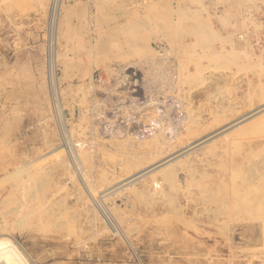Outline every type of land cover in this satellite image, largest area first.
I'll return each mask as SVG.
<instances>
[{
	"label": "rangeland",
	"instance_id": "obj_1",
	"mask_svg": "<svg viewBox=\"0 0 264 264\" xmlns=\"http://www.w3.org/2000/svg\"><path fill=\"white\" fill-rule=\"evenodd\" d=\"M63 1L61 13L69 16H64L66 22L55 41L59 61L54 86L50 78L49 22L54 2L0 0V227L7 229L5 237L12 240V248L18 245L19 264H138L137 260L140 264H264V226L259 214L223 212L226 204L211 199L219 183L232 181L230 169H222L221 164L231 161L236 143L247 149L248 142L253 146L264 142V134L234 135L238 127L250 125L262 113L232 126L238 117L259 105L247 85L248 80L255 85L260 78L264 88V76L252 73L259 64L255 61L257 66L252 65L244 51L237 55L242 66L225 64L212 55L215 50L233 47V41L223 40L225 36L242 34L249 36L248 48L264 55V0ZM175 24L179 32L170 29ZM123 26L126 28L121 29ZM199 28H204L209 37L204 45L195 46ZM179 42L187 48L179 47ZM197 66L200 73L192 81L185 80L187 73L195 75ZM84 68L86 72H80ZM177 75L180 79L176 89L173 84L178 82ZM206 90L207 97L203 94ZM186 116L198 118L195 135L184 133ZM159 132L165 145L161 144V154L154 160L174 152L168 163L175 165L179 160L186 164L184 168L175 166V190L161 184L172 199L167 194L149 193L159 192L150 174L108 194L129 180L119 185L121 179L138 171L123 172V159L149 153L150 148L137 143L143 144ZM194 142L197 145L191 148ZM117 143L131 148L113 149ZM83 153H90V163L83 162ZM262 153L264 148L255 160ZM101 173L106 183H99ZM259 181L255 178V184ZM142 190L148 197L136 200ZM210 192L213 194L208 195Z\"/></svg>",
	"mask_w": 264,
	"mask_h": 264
},
{
	"label": "bare ground",
	"instance_id": "obj_2",
	"mask_svg": "<svg viewBox=\"0 0 264 264\" xmlns=\"http://www.w3.org/2000/svg\"><path fill=\"white\" fill-rule=\"evenodd\" d=\"M54 3H52V7H50L51 9H50V25H51V32H50V39L52 40V64H51V66H50V78L53 80V82H51L52 84L54 83L55 84V75H56V73H55V70H56V62H58L59 60H58V58H59V54L56 52V48H55V41L57 40V37H58V34H59V32H60V29H61V26L62 25H64L65 24V22H66V17H64L66 14L69 16V14L68 13H66L64 16L62 15V13H61V10H62V8H63V0H52ZM165 2V1H164ZM179 3V2H178ZM160 6V5H159ZM176 6V5H175ZM204 7V6H203ZM254 7V6H253ZM200 8V7H199ZM250 8V7H249ZM205 9V8H204ZM171 10V9H170ZM166 11V10H165ZM246 11H249V9L248 8H246ZM206 12V11H205ZM264 12V11H263ZM65 13V12H64ZM89 13V12H88ZM207 13H208V11H207ZM90 14V13H89ZM153 14V13H152ZM247 14V13H246ZM251 14V13H250ZM259 14V13H258ZM82 15V14H81ZM261 15V14H260ZM67 16V17H68ZM90 16V15H89ZM88 16V17H89ZM93 16V15H92ZM163 16V15H162ZM157 17V16H156ZM158 17H159V15H158ZM164 17V16H163ZM171 17V16H170ZM166 18V17H165ZM197 18V17H196ZM195 18V19H196ZM161 20V19H160ZM168 20V19H167ZM257 20V19H256ZM163 21H164V19H163ZM170 21V20H169ZM168 22V21H167ZM252 22H253V20H252ZM135 23V22H134ZM139 23V22H138ZM141 23V22H140ZM163 23V22H162ZM201 23V22H200ZM204 23V22H203ZM136 24V23H135ZM134 24V25H135ZM173 24V23H172ZM194 24V23H193ZM252 24V23H251ZM90 25V24H89ZM130 25V24H129ZM137 25V24H136ZM196 25V24H195ZM194 25V26H195ZM203 25H205V24H203ZM245 25V24H244ZM252 25H255V29H256V27H257V25L256 24H254V22H253V24ZM72 26V25H71ZM82 26V25H81ZM138 26H140L139 24H138ZM178 24H175V26H174V28H170V29H174L173 31L175 32V31H177V32H179V30H178ZM206 26V25H205ZM248 26V25H247ZM125 26H123L121 29H123ZM130 27H131V25H130ZM129 27V28H130ZM159 27H161V26H159ZM64 28V27H63ZM69 28V27H68ZM126 28V27H125ZM127 28H128V26H127ZM132 28H133V26H132ZM190 28V27H189ZM70 29V28H69ZM72 29V28H71ZM71 29H70V31H71ZM74 29H75V27H74ZM168 29V28H167ZM188 29V28H187ZM263 29V28H262ZM65 30V29H64ZM134 30V29H133ZM169 30V29H168ZM191 30V29H190ZM201 30H203V31H201ZM73 32H74V30H72ZM77 31V30H76ZM134 31H136V30H134ZM182 31V30H181ZM197 31V30H196ZM248 31V30H247ZM247 31H246V33H247ZM258 31V30H257ZM262 31V30H261ZM195 32V31H194ZM198 32V34H197V42L195 43V46L197 45V46H201V45H204V41L207 39V37H209L208 36V34H206V33H208L204 28H199V30L197 31ZM75 33V32H74ZM74 33H72L73 35H74ZM79 33V32H78ZM130 33H132V31H130L129 32V34ZM191 33H192V31H191ZM71 33H70V35H72ZM80 34V33H79ZM119 34V33H118ZM160 34H161V36L163 37V38H168L166 35V33L164 32H160ZM75 35H77V33H75ZM176 35H178V33L176 34ZM80 36V35H79ZM136 36H138L137 34H136ZM174 36V35H173ZM70 37V36H69ZM215 37H216V35H215ZM214 37V38H215ZM219 37V36H218ZM234 37V38H233ZM249 36H247L246 34H242V35H231V36H229V37H224L223 38V40L225 41V42H230V40L231 41H233V47L231 48V49H229V50H227V49H225V48H222V49H220V50H215V52L212 54V53H210V54H212L213 55V57L215 58V59H217L218 61L220 60L221 62H223V63H225V64H227V63H230V64H234L235 66H242V64L243 63H241L240 62V60H239V58H238V53L240 52V51H244V52H246V54H248V56H249V58H250V61L251 62H253L252 63V65H254V66H257V65H255V61L257 62V64H259V66H257L258 67V70L257 71H252V73L254 74V76H255V74H257L258 75V77H260V76H264V55H262V54H260V55H256L255 53H254V51L253 50H251L250 48H248V42H249V38H248ZM71 38V37H70ZM74 38V37H73ZM213 38V39H214ZM217 38V37H216ZM75 39H76V37H75ZM83 39V38H82ZM176 39H177V36H176V38H175V41H176ZM179 39V38H178ZM68 39H66V41H67ZM131 40H133V39H131ZM139 40V39H138ZM174 40V39H173ZM71 41V40H70ZM258 41V40H257ZM73 43V42H72ZM130 43L133 45V42H131L130 41ZM193 43V42H192ZM231 43V42H230ZM90 43H88V45H89ZM93 44V43H92ZM124 44V43H123ZM173 45H174V43H172ZM228 44V43H227ZM170 45V44H169ZM194 45V44H193ZM74 46V45H73ZM72 46V47H73ZM95 46V45H94ZM98 46V45H97ZM100 46V45H99ZM98 46V47H99ZM103 46H104V44H103ZM178 46L179 47H181V48H183V49H185V48H187V45L186 44H184V43H182V42H179L178 43ZM255 46V45H254ZM83 47H85V46H83ZM87 47H89V49L91 48V46H87ZM194 46H190L189 48H193ZM223 47V46H222ZM102 47H100L99 49H101ZM170 48V47H169ZM221 48V47H220ZM78 49V48H77ZM76 49V50H77ZM173 49V48H172ZM79 50V49H78ZM77 50V51H78ZM104 50H105V48H104ZM104 50L102 51V52H104ZM171 51V50H170ZM170 51H168V52H170ZM87 52V51H86ZM90 52V51H89ZM80 53V52H79ZM166 53V52H165ZM76 54V53H75ZM77 54H78V52H77ZM82 54H84V53H82ZM90 54V53H89ZM79 55V54H78ZM168 55V54H167ZM62 56V55H61ZM90 56V55H89ZM171 56V55H170ZM210 56V55H209ZM64 58V57H63ZM77 58V57H76ZM85 58H87V56L85 57ZM89 58V57H88ZM211 58V57H210ZM209 58V59H210ZM128 59V58H127ZM192 59V58H191ZM246 59V58H245ZM58 60V61H57ZM84 60V59H83ZM167 60V59H166ZM210 60H213V59H210ZM65 61V60H64ZM78 61V60H77ZM215 61V60H214ZM67 62V61H66ZM209 62V61H208ZM213 62V61H212ZM217 62V61H216ZM74 63V62H73ZM78 63V62H77ZM76 63V64H77ZM218 63V62H217ZM78 65V64H77ZM81 66V65H80ZM213 66H215V65H213ZM83 67V66H82ZM227 67V66H226ZM209 68H210V66H209ZM249 68V67H248ZM254 68H256V67H254ZM86 68H84V69H80V72H83V73H85L86 72V70H85ZM172 69V68H171ZM202 69V68H201ZM74 70V69H73ZM178 70V69H177ZM180 70V69H179ZM179 70H178V74H179ZM244 70V69H243ZM172 71V70H171ZM236 72L238 71V70H235ZM248 71V70H247ZM202 72V71H201ZM263 74V75H261V73ZM175 73V72H174ZM182 73V72H181ZM198 73H200V69H198V66H197V69L195 70V75H193V73L191 72V73H187L186 75H184V78H185V80H188V81H192V79H193V77H196L197 76V74ZM66 74V73H65ZM89 75H90V77H93L92 76V74H91V72L89 73ZM170 76V75H169ZM173 76V75H172ZM246 76V75H245ZM181 77H182V75H181ZM256 77V76H255ZM254 77V78H255ZM49 78V77H48ZM49 78V79H50ZM172 78H174V77H171V79ZM175 78H176V80H178V82L177 83H175L174 81V84H173V87L174 88H178L177 87V85L179 86V79H180V77H179V75H177V77L175 76ZM174 78V79H175ZM240 78H241V76H240ZM246 78V77H245ZM170 79V80H171ZM173 79V80H174ZM218 80V79H217ZM50 81V80H49ZM247 82V81H246ZM254 82V81H253ZM50 83V82H49ZM170 83V82H169ZM171 83H172V81H171ZM53 84V85H54ZM247 85L250 87V91L253 93L254 92V95L255 96H253V98L254 97H256V99H259V105L256 107V108H253L250 112H248V113H246V114H244V115H242V116H240V117H238L236 120V122L232 125V126H234V125H237L238 123H241V122H244V121H246V120H248V119H253L252 117H254V116H256V115H258V114H260V113H262V117L261 118H259V119H254L255 121H253L252 123H250V125H248V126H243L242 128H241V126L240 127H238V131L234 134L235 136H237V135H245V136H248V135H260V134H264V88H262L261 86H262V81H261V79L260 78H258L257 79V81H256V84L255 85H252V82H250L249 80H248V83H247ZM55 86V85H54ZM170 86V85H169ZM210 86V85H209ZM208 87V86H207ZM56 88V87H55ZM171 88V87H170ZM209 89H211V88H209ZM226 89V88H225ZM207 90L203 93L204 95L205 94H207ZM212 92V91H211ZM55 93V92H54ZM212 94V93H211ZM209 95V94H208ZM203 96V95H202ZM206 97H207V95H205ZM204 97V96H203ZM215 97V96H214ZM250 100V99H249ZM181 101V100H180ZM149 102V101H148ZM173 102V101H172ZM205 102V101H204ZM149 104V103H148ZM165 105V104H164ZM251 106V105H250ZM222 110V112H223V109H221ZM225 110H227V109H225ZM156 111V110H155ZM229 111H230V109H229ZM59 112H60V109H59ZM228 112V111H227ZM231 112V111H230ZM161 114V113H160ZM213 114V113H212ZM216 114V113H215ZM192 115V114H191ZM190 115V116H191ZM60 116V115H59ZM218 116H220V115H218ZM17 117V116H16ZM193 117H195V116H193ZM228 117V116H227ZM61 118V117H60ZM84 118V117H83ZM177 118H179V117H177ZM215 118V117H214ZM255 118V117H254ZM258 118V117H257ZM17 119V118H16ZM82 119V118H81ZM185 119H188V124H187V121H186V128H185V130H186V132H184V133H187L188 135H195L196 134V132H198L197 130L199 129V126H198V121H197V119L196 118H192V117H188L187 118V116H186V118ZM219 120V119H218ZM61 121V120H60ZM82 122V121H81ZM84 122H86V121H84ZM91 122V121H90ZM178 122V121H177ZM217 122V121H216ZM221 122V121H220ZM232 122V121H231ZM88 123V122H87ZM174 123V122H173ZM183 123L185 124V122L183 121ZM214 123V122H213ZM218 123V122H217ZM216 123V125H218ZM56 124V123H55ZM177 124V123H176ZM206 124V123H205ZM204 124V125H205ZM227 124V123H226ZM227 125H229V124H227ZM227 125H226V127H227ZM175 126V125H174ZM208 126V125H207ZM211 126V125H210ZM224 126V125H223ZM231 125H230V128L232 127ZM238 126V125H237ZM201 127V126H200ZM206 127V126H205ZM221 127V126H220ZM236 127V126H235ZM173 128V127H172ZM204 128V127H203ZM224 128V127H223ZM229 128V127H228ZM229 128V129H230ZM184 129V128H183ZM216 129V128H215ZM219 129V128H218ZM218 129H216V130H218ZM222 129V128H221ZM180 130V129H179ZM224 130H226V129H224ZM224 130H222V131H224ZM205 131H206V129H205ZM219 131V130H218ZM65 132V131H64ZM162 132V131H161ZM161 132H159V133H156V134H154V135H152V137H151V139H149V141L147 140V141H145L143 144H140V142H136L137 143V146H139V145H142V146H145V147H148V148H150V152L149 153H147L146 155H143V156H137V157H132V156H129V155H127L126 157H125V159H123V161H122V164H120L122 167H121V169L123 170V172H125V173H129L131 170H137L138 169V171L137 172H135V173H133L132 175H129V176H126L124 179H121L120 181H119V185H120V183H122L123 181H126V180H128V182H124V184H122V185H120L119 187H117V188H113V190L112 191H110V193H108V194H111L112 192H116V191H118L120 188H123L124 186H126V185H128V184H130L131 182H133V181H136V180H138V179H140L141 177H143V176H145V175H149L150 174V178H152L151 180H152V185H153V183H155V181H156V186L155 187H157V188H159V192H156V191H154V192H149V193H152V194H155V195H166L167 193H165L164 191H163V189L161 188V184H166L165 185V187H168L169 189H167V190H175V183H176V181H178L177 180V174H176V171H175V166L176 167H178V166H180L181 168H184L183 166H185L186 164L185 163H182V161H176V163H175V165H170L168 162H170L171 160H173V158H170L171 157V155L173 156V153H171V154H169V155H166V156H164L163 158H161V159H159V161H155L154 160V158L156 159V157H159V155L161 154V144L163 145L164 144V141L160 138V134H161ZM213 132V131H212ZM220 132H221V130H220ZM219 132V133H220ZM225 132V131H224ZM67 133V132H66ZM176 133V132H175ZM202 133V132H201ZM182 134V133H181ZM214 134V133H213ZM213 134L211 135L212 137H213ZM172 135V134H171ZM180 135V134H179ZM209 135V136H210ZM215 135V134H214ZM217 135H219V134H217ZM78 136V135H77ZM177 135H175V137H176ZM67 137V136H66ZM163 137V136H162ZM178 137H180V136H178ZM206 137H208V135L206 136ZM223 137V136H222ZM163 138H165V137H163ZM183 138V137H182ZM190 138V137H189ZM209 138V137H208ZM221 138V137H220ZM130 139V138H129ZM178 138H176V140H177ZM191 139V138H190ZM200 139V138H199ZM206 138H204L203 137V140H205ZM212 139V138H211ZM126 140V139H125ZM170 140V139H169ZM172 140V139H171ZM192 140V139H191ZM201 140V139H200ZM203 140H201L200 141V143L203 141ZM70 141V140H69ZM127 141V140H126ZM130 141V140H129ZM131 141H132V139H131ZM168 141V140H167ZM174 141H175V139H174ZM196 141H197V139H196ZM255 141V140H254ZM108 142V141H107ZM115 141H113V143H114ZM142 142H143V140H142ZM171 142V141H170ZM173 142V141H172ZM186 142H188V141H186ZM136 143H135V145H136ZM197 143V142H196ZM236 143V142H235ZM131 144V143H130ZM133 144V143H132ZM199 144V143H198ZM237 144V147H236V151L234 152V154H233V157H231V161L230 162H224L223 160V163L221 164V168L222 169H230V177H231V179H232V181L230 182V183H226V182H224L223 181V179H222V183H219V185L218 186H216L217 187V189L216 190H214L215 192L217 191V193L215 194V195H211V194H213V193H208V195L210 194L211 195V199H215V200H217V202L219 203V204H226V205H224V206H227V208L223 211V212H234V214L235 215H239V214H245V215H248V213H251V214H255V213H258L259 214V216L261 217V219H262V224H263V226H264V154L262 153V155H261V157L258 159V160H255V158H256V156H258L257 154L259 153V151L262 149V148H264V142H260V143H258V144H256L255 146H253L252 144H250V142H248V148L247 149H244L243 147H242V144H239V142L238 143H236ZM69 145V144H68ZM83 145V144H82ZM115 145V147H113V149L114 148H116V150L118 149L119 150V148L120 147H122V148H128V149H130L131 147L128 145V144H126V143H117V144H114ZM165 145V144H164ZM163 145V146H164ZM189 145H192V144H189ZM197 144H195V142H194V145H192L191 146V148L192 147H194V146H196ZM214 145V144H213ZM79 146H80V144H79ZM79 146H78V148H79ZM133 146V145H132ZM256 146H258V147H256ZM260 146V147H259ZM188 147H190V146H188ZM209 147V146H208ZM112 148V147H111ZM142 148V147H141ZM165 148V147H164ZM168 148V147H167ZM171 148H172V146H171ZM190 148V149H191ZM210 148H212V147H210ZM210 148L208 149L209 150V152H210ZM77 149V148H76ZM112 149V150H113ZM174 149V148H173ZM184 149H186V147L184 148ZM184 149H182V151L184 150ZM224 150H225V147L223 148ZM136 150H137V147H136ZM140 150V149H139ZM138 150V151H139ZM143 150V149H142ZM60 151V150H59ZM59 151H57V152H59ZM62 151H63V149H62ZM77 151V150H76ZM185 151V150H184ZM212 151V150H211ZM89 152H90V150H89ZM106 152V151H105ZM104 152V153H105ZM146 152V151H145ZM169 152H171V150H169ZM178 153V152H177ZM176 153V154H177ZM180 153V152H179ZM181 154V153H180ZM106 155V154H105ZM108 155V154H107ZM106 155V156H107ZM111 155V154H110ZM213 155V154H212ZM113 156L114 155H112V158H113ZM135 156V155H134ZM184 156V155H183ZM200 156V155H199ZM6 157V156H5ZM42 157V156H41ZM78 157H79V155H78ZM90 157H91V155H90V153L89 154H87V153H83L82 154V160H83V162H86V163H90ZM162 157V156H161ZM216 157V156H215ZM61 158H62V156H61ZM183 158V157H182ZM41 159V158H40ZM39 159V160H40ZM109 159V158H108ZM158 159V158H157ZM165 159V160H164ZM230 159V158H229ZM39 160H37V161H39ZM76 160V159H75ZM152 160H154V162L152 163V164H150V165H148V166H145V164H148V163H151L152 162ZM162 160H164V161H162ZM191 160V159H190ZM226 160V159H225ZM7 160H5V162H6ZM77 161V160H76ZM162 161V162H161ZM186 161V160H185ZM32 162V161H31ZM41 162V161H40ZM174 162V161H173ZM184 162V161H183ZM63 163H66V162H63ZM78 162H76V164H77ZM159 163V164H158ZM169 164V165H167L166 167H163L162 169H160V170H156L159 166H163L164 164ZM64 165V164H63ZM68 165V164H67ZM212 165V164H211ZM214 165V164H213ZM219 165V164H218ZM35 166V165H34ZM118 166V165H117ZM31 167H33V166H31ZM64 167V166H63ZM216 167V166H215ZM29 168V167H28ZM142 168V169H141ZM190 168V167H189ZM220 168V167H219ZM18 169V168H17ZM20 169V168H19ZM22 169V168H21ZM20 169V170H21ZM25 169H26V167H25ZM86 169V168H85ZM191 169V168H190ZM211 169V168H210ZM28 170V169H27ZM156 170V171H155ZM14 171V170H13ZM81 171H82V169H81ZM178 171V170H177ZM202 171V170H201ZM211 171V170H210ZM21 171H19V173H20ZM25 172V171H24ZM190 172V171H189ZM222 172V171H221ZM227 172V171H226ZM23 173V172H22ZM198 173V172H197ZM203 174H204V171L202 172ZM12 174V173H11ZM14 174V173H13ZM18 174V173H17ZM21 174V173H20ZM188 174V173H187ZM194 174V173H193ZM199 174V173H198ZM8 175V174H7ZM209 175V174H208ZM181 176V175H180ZM199 176V175H198ZM215 176H217V175H215ZM7 177V176H6ZM106 176L104 175V173H101L100 174V176H99V183H106V178H105ZM123 177V176H122ZM226 177V176H225ZM259 177V179H260V181H259V184H255V178H258ZM3 178V177H2ZM190 178V177H189ZM207 178V177H206ZM11 179V178H10ZM22 179V178H21ZM158 179H160V180H158ZM191 179V178H190ZM9 180V179H8ZM36 180V179H35ZM109 180V179H108ZM116 180H119V179H116ZM227 180V179H226ZM208 181V180H207ZM218 181V180H217ZM220 181V180H219ZM2 183H1V185L3 184V181H1ZM185 182V181H184ZM188 182V181H187ZM196 182V181H195ZM148 183V182H147ZM178 183V182H177ZM218 183H216V184H218ZM47 184V183H46ZM52 184V183H51ZM146 184V183H145ZM185 184V183H184ZM98 185V184H97ZM186 185V184H185ZM154 186V185H153ZM159 186V187H158ZM188 186H190L189 184H188ZM205 186H207V185H205ZM214 186V185H213ZM44 187V186H43ZM58 187V186H57ZM100 186H98V188H99ZM184 187V186H183ZM212 187V186H211ZM215 187V188H216ZM38 188V187H37ZM52 188V187H51ZM51 188H49V190H51ZM188 188V187H187ZM209 188H210V186H209ZM44 189V188H43ZM149 189V188H148ZM161 189V190H160ZM180 189V188H179ZM60 190V189H59ZM134 190V189H133ZM145 190V189H144ZM178 190V189H177ZM44 191H48V190H44ZM79 191V190H78ZM129 191V190H128ZM132 191V190H131ZM130 191V192H131ZM138 191H140V190H138ZM180 191H181V189H180ZM106 192V191H105ZM123 192H126V191H123ZM122 192V193H123ZM129 192V193H130ZM133 192V191H132ZM136 192H137V190H136ZM167 192V191H166ZM169 192V191H168ZM42 193V192H41ZM60 193V192H59ZM104 193V192H103ZM175 193H177V192H175ZM199 193V192H198ZM197 193V194H198ZM2 194V193H1ZM47 194V193H46ZM48 194H49V192H48ZM98 194V193H97ZM131 194V193H130ZM136 194V193H135ZM134 194V195H135ZM79 195V194H78ZM81 195V194H80ZM91 195V194H90ZM105 195H107V193L105 194ZM119 195V194H118ZM117 195V196H118ZM127 195V194H126ZM132 195V194H131ZM147 195V197H148V194L146 193V191H141V192H139V193H137V199L136 200H138V198H141V197H144V196H146ZM187 196H188V194H186ZM205 195V194H204ZM207 195V197H209ZM35 196V195H34ZM43 196V195H42ZM92 196V195H91ZM113 196V195H112ZM121 196V195H120ZM153 196V195H152ZM167 196L170 198V193H168L167 194ZM189 196H190V194H189ZM201 196V195H200ZM203 196V195H202ZM36 197V196H35ZM38 197V196H37ZM36 197V198H37ZM76 197V196H75ZM84 197V196H83ZM95 197V196H94ZM154 197V196H153ZM174 197V196H173ZM203 197H205V196H203ZM40 198H41V196H40ZM168 198V199H169ZM194 198H196V197H194ZM193 198V199H194ZM51 199V198H50ZM129 199V198H128ZM147 199V198H146ZM170 199H172V198H170ZM197 199V198H196ZM198 199H199V197H198ZM200 199H201V197H200ZM90 200V199H89ZM127 200V199H126ZM142 200V199H141ZM154 200V199H153ZM152 200V201H153ZM162 200V199H161ZM42 201V200H41ZM48 201V200H47ZM76 201V200H75ZM80 201V200H79ZM87 201V200H86ZM157 201V200H156ZM205 201H207V199L205 200ZM88 202V201H87ZM143 202V201H142ZM150 202V201H149ZM192 202V201H191ZM197 202V201H196ZM213 202V201H212ZM36 203H38V201H37V199H36ZM40 203V202H39ZM38 203V204H39ZM75 203V202H74ZM84 203V202H83ZM147 203V202H146ZM164 203V202H163ZM190 203V202H189ZM47 204V203H46ZM73 204V203H72ZM127 204V203H126ZM167 204V203H166ZM42 205V204H41ZM52 205V204H51ZM58 205H60V203L58 204ZM57 205V206H58ZM140 205V204H139ZM214 205V204H213ZM212 205V206H213ZM21 206H23V205H21ZM66 206V205H65ZM73 206V205H72ZM84 206V205H83ZM142 206H144V205H142ZM150 206V205H149ZM172 206V205H171ZM36 207V206H35ZM53 207H55V206H53ZM64 207V206H63ZM68 207H71V206H68ZM209 207V206H208ZM21 208V207H20ZM75 208V207H74ZM76 208H78V207H76ZM85 208V207H84ZM84 208H82V209H84ZM101 208V207H100ZM126 208V207H125ZM130 208V207H129ZM217 208V207H216ZM34 209H36V208H34ZM43 209H45V208H43ZM64 209H65V207H64ZM98 209V208H97ZM115 209H116V207H115ZM119 209V208H118ZM209 209V208H208ZM208 209H206L207 211H208ZM63 210V209H62ZM73 210V209H72ZM76 210V209H75ZM121 210V209H120ZM131 210V209H130ZM14 211H15V209H14ZM32 211V210H31ZM66 211V210H65ZM64 210H63V212H65ZM69 211V210H68ZM74 211V210H73ZM115 211H117V210H115ZM203 211V210H202ZM217 211V210H216ZM219 211V210H218ZM18 212H20V211H18ZM34 212V211H33ZM71 212V211H70ZM75 212V211H74ZM73 212V213H74ZM120 212V211H119ZM180 212V211H179ZM12 213V212H11ZM72 213V212H71ZM76 213V212H75ZM117 213V212H116ZM123 212L121 211V215H123L122 214ZM131 213V212H130ZM207 213V212H206ZM206 213H204V214H206ZM211 213V212H210ZM8 214V213H7ZM15 214V213H14ZM13 213H12V215H14ZM213 214H215V213H213ZM224 214V213H223ZM5 215V214H4ZM77 215V214H76ZM125 215V214H124ZM181 215V214H180ZM182 215H184V214H182ZM212 215V214H211ZM15 216V215H14ZM17 216H18V214H17ZM27 216V215H26ZM116 216H117V214H116ZM173 216V215H172ZM198 216V215H197ZM216 216V215H215ZM224 216V215H223ZM229 216V215H228ZM2 217V216H1ZM11 217V216H10ZM60 217V216H59ZM156 217V216H155ZM188 217V216H187ZM205 217V216H204ZM221 217H222V215H221ZM230 217V216H229ZM232 217V216H231ZM8 218V217H7ZM15 218V217H14ZM39 218V217H38ZM53 218H55V217H53ZM75 218V217H74ZM77 218V217H76ZM120 218H121V216H120ZM179 218V217H178ZM196 218V217H195ZM237 218V217H236ZM5 219V218H4ZM17 219V218H16ZM21 219V218H20ZM111 219H112V217H111ZM119 219V218H118ZM168 219H170V217L168 218ZM176 219H177V217H176ZM235 219V218H234ZM244 219V218H243ZM40 220V219H39ZM60 220H61V217H60ZM71 220V219H70ZM171 220H172V218H171ZM180 220V219H179ZM56 221V220H55ZM62 221V220H61ZM89 221V220H88ZM157 222V221H156ZM161 222V221H160ZM163 222H164V220H163ZM167 222H169V221H167ZM191 222V221H190ZM224 222V221H223ZM231 222V221H230ZM6 223V222H5ZM18 223V222H17ZM151 223V222H150ZM12 224V223H11ZM16 224V223H15ZM41 224V223H40ZM63 224V223H62ZM117 224V223H116ZM148 224V223H147ZM159 224V223H158ZM162 224V223H161ZM201 224V223H200ZM219 224V223H218ZM228 224V223H227ZM262 224L260 225V226H262ZM168 225H169V223H168ZM208 226L210 225V224H207ZM5 226H6V224H5ZM8 226V225H7ZM6 226V227H7ZM70 226H72V225H70ZM188 226H189V224H188ZM190 226H191V223H190ZM196 226V225H195ZM204 226H206V225H204ZM65 227V226H64ZM131 227V226H130ZM166 227V226H165ZM181 227H183V226H181ZM192 227V226H191ZM194 227V226H193ZM8 228V227H7ZM169 228V227H168ZM198 228V227H197ZM200 228V227H199ZM202 228V227H201ZM215 228V227H214ZM9 229V228H8ZM189 229V228H188ZM191 229V228H190ZM218 229V228H217ZM259 229V228H258ZM66 230V229H65ZM88 230V229H87ZM219 230V229H218ZM7 231V229L6 228H2V227H0V264H19V262H21V256H20V253L18 252V245H17V247H15V249H13L12 248V246H14V244L12 243V240H10L9 238H6L5 237V235H6V232ZM108 231V230H107ZM155 231H157V230H155ZM159 231V230H158ZM157 231V232H158ZM170 231V230H169ZM196 231V230H195ZM259 231V230H258ZM78 232V231H77ZM132 232V231H131ZM164 232V231H163ZM183 232V231H182ZM181 232V233H182ZM203 232V231H202ZM204 232H206V231H204ZM85 233V232H84ZM159 233V232H158ZM179 233H180V231H179ZM259 233H261V231L259 232ZM33 234V233H32ZM73 234V233H72ZM86 234V233H85ZM88 234V233H87ZM206 234V233H205ZM208 234V233H207ZM206 234V235H207ZM213 234H214V232H213ZM13 235V234H12ZM102 235V234H101ZM104 235V234H103ZM156 235H157V233H156ZM202 235V234H201ZM261 235V234H260ZM30 236V235H29ZM70 236V235H69ZM68 236V237H69ZM72 236V235H71ZM80 236H81V233H80ZM170 236V235H169ZM185 236V235H184ZM189 236V235H188ZM196 236V235H195ZM258 236V235H257ZM50 237V236H49ZM67 237V238H68ZM167 237V236H166ZM218 237V236H217ZM222 237V236H221ZM261 237V236H260ZM39 238V237H38ZM51 238V237H50ZM55 238V237H54ZM53 238V239H54ZM71 238V237H70ZM101 238V237H100ZM117 238H118V236H117ZM159 238V237H158ZM178 238V237H177ZM176 238V239H177ZM192 238V237H191ZM190 238V239H191ZM207 238H209V237H207ZM219 238V237H218ZM65 240H66V238H64ZM63 239V240H64ZM81 238L80 237H78V240H80ZM173 239V238H172ZM192 239H194V238H192ZM253 239V238H252ZM40 240V239H39ZM77 240V241H78ZM86 240V239H85ZM196 240V239H195ZM221 240V239H220ZM225 240H227V238H225ZM264 240V239H263ZM14 241H16V240H14ZM48 241V240H47ZM66 241H70V240H66ZM65 241V242H66ZM156 241V240H155ZM250 241V240H249ZM260 241V240H259ZM52 242V241H51ZM72 242H73V237H72ZM83 242H85V241H83ZM86 242H87V240H86ZM140 242V241H139ZM158 242H160V241H158ZM161 242H164V240L162 241L161 240ZM253 242V241H252ZM251 242V243H252ZM60 243H64V242H60ZM71 243V242H70ZM127 243V242H126ZM165 243V242H164ZM167 243V242H166ZM173 243V242H172ZM171 243V244H172ZM183 243V242H182ZM226 243V242H225ZM256 243V242H255ZM122 244V243H121ZM158 244V243H157ZM198 244V243H197ZM245 244V243H244ZM250 244V243H249ZM254 244V243H253ZM120 245V244H119ZM258 245V244H257ZM49 246V245H48ZM58 247L60 246V245H57ZM78 246H80V245H78ZM78 246H77V248H78ZM162 246V245H161ZM239 246H241V245H239ZM44 247V246H43ZM43 247H42V249H43ZM46 247V246H45ZM53 247H55V246H53ZM66 247V246H65ZM69 247H71V246H68V248ZM75 247V246H74ZM133 247V246H132ZM166 247V246H165ZM172 247V246H171ZM213 247V246H212ZM24 248V247H23ZM50 248V247H49ZM49 248H48V250H49ZM55 248H57V247H55ZM63 248V247H62ZM72 248V247H71ZM76 248V247H75ZM76 248V249H77ZM244 248V247H243ZM242 248V249H243ZM254 248V247H253ZM259 248V247H258ZM61 248H59V250H60ZM72 249H74V248H72ZM84 249H86V248H84ZM89 249V248H88ZM125 249V248H124ZM132 248H130V250H131ZM161 249H163V248H161ZM213 249H214V247H213ZM48 250H46L47 252H48ZM53 250H54V248H53ZM57 250H58V248H57ZM64 250V249H63ZM71 249H69V251H70ZM133 250V249H132ZM45 251V250H44ZM55 251H56V249H55ZM68 251V250H67ZM67 252L68 254L70 253V252ZM172 251V250H171ZM26 252V251H25ZM50 253H52L51 252V249H50V251H49ZM60 252V251H59ZM61 252H63L62 250H61ZM80 252V251H79ZM31 253V252H30ZM49 253V254H50ZM55 253H57V252H55ZM94 253V252H93ZM133 253V252H132ZM32 254V253H31ZM62 254V253H61ZM66 253H64V254H62V255H65ZM89 254H90V252H89ZM120 254H122V253H120ZM35 255V254H34ZM40 255H41V253L38 255L39 257H40ZM136 254H134V256H135ZM165 255V254H164ZM163 255V256H164ZM42 256V255H41ZM52 256V255H51ZM54 256V255H53ZM52 256V257H53ZM56 256V255H55ZM54 256V257H55ZM162 256V257H163ZM167 256V255H166ZM198 256V255H197ZM102 257V256H101ZM37 260H38V257L36 256L35 257ZM46 258H49L48 256L46 257ZM46 258H42V260L43 259H46ZM51 258V257H50ZM136 258V257H135ZM210 258V257H209ZM41 258H39V261H42V260H40ZM101 259V258H100ZM138 259V258H137ZM225 259V258H224ZM234 259V258H233ZM30 260H31V258H30ZM118 260V259H117ZM164 260H165V258H164ZM32 262L34 261L35 262V260L34 259H32L31 260ZM43 261H45V260H43ZM42 261V262H43ZM54 261V260H53ZM230 261V260H229ZM92 262V261H91ZM137 262H138V264H140V261H138L137 260ZM167 262V261H166ZM177 262V261H176ZM248 262V261H247ZM37 262H35V264H36ZM40 263V262H39ZM38 263V264H39ZM71 263V262H70ZM190 263V262H189ZM248 263H250V262H248ZM54 264V263H53ZM67 264V263H66ZM92 264V263H91ZM164 264V263H163ZM172 264V263H171ZM263 264V263H262Z\"/></svg>",
	"mask_w": 264,
	"mask_h": 264
}]
</instances>
